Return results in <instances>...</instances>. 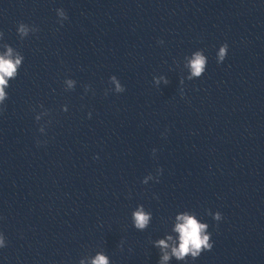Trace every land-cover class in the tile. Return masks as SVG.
Listing matches in <instances>:
<instances>
[{
  "label": "water",
  "instance_id": "95a60500",
  "mask_svg": "<svg viewBox=\"0 0 264 264\" xmlns=\"http://www.w3.org/2000/svg\"><path fill=\"white\" fill-rule=\"evenodd\" d=\"M20 23L38 31L21 40ZM0 31L24 56L0 109V264H78L99 250L158 264L149 241L186 210L214 242L195 264H264V0H0ZM196 50L207 70L181 86ZM111 76L124 93L107 91ZM157 169L159 183H141ZM138 204L153 215L144 232L131 226Z\"/></svg>",
  "mask_w": 264,
  "mask_h": 264
},
{
  "label": "clouds",
  "instance_id": "9594fccd",
  "mask_svg": "<svg viewBox=\"0 0 264 264\" xmlns=\"http://www.w3.org/2000/svg\"><path fill=\"white\" fill-rule=\"evenodd\" d=\"M56 16L58 17V23L62 27L63 22L68 19L65 10L63 8L56 9ZM37 31V28L30 27L24 23H20L16 27V34L21 40L26 39L30 34H34ZM3 40L4 33L0 31V109L3 108L5 102L9 99L8 89L11 86L10 82L18 77L24 63V56L21 52L9 44L3 43ZM159 43L163 45L164 41L161 40ZM228 52L229 45L227 43L222 44L216 50L217 64L224 63ZM207 65L208 56L205 55L204 50H196L190 55L185 56L183 70L186 76L180 80L181 86H183L185 79L188 81L200 79L205 74ZM152 82L157 88L161 85L166 86L169 83L167 77L164 75L154 76ZM63 83L65 91H71L75 89L77 82L68 78ZM109 85L108 92L121 94L126 90L116 76L109 78ZM84 91L87 94L91 89L89 86H85ZM181 96L183 97L182 87ZM40 107L43 109L42 105ZM61 111L68 112V106H62ZM47 115L48 112L42 110L35 116V120L40 122ZM89 118H91V113H89ZM39 132L41 135H45V127L41 126ZM155 152L156 150L153 149V155H155ZM162 172V169H157L156 175L149 174L145 176L141 183L144 185H148L150 182L159 183V177L162 175ZM207 215L211 216L212 220L217 224L221 223L224 219L219 211H208ZM152 220V212L147 210L142 204L136 205L130 213L131 226L138 232L146 231L150 227ZM167 223L170 227L167 228L163 237L149 241L151 246L159 251L158 264H172V261H175L176 264H195L203 253L210 252L213 249L214 242L212 240V233L209 231L210 225L196 212L187 210L177 212L174 217L168 219ZM6 247L7 238L3 232H0V249ZM121 248H123V241L121 242ZM78 264H112V261L103 250H99L94 255H83L79 259Z\"/></svg>",
  "mask_w": 264,
  "mask_h": 264
}]
</instances>
